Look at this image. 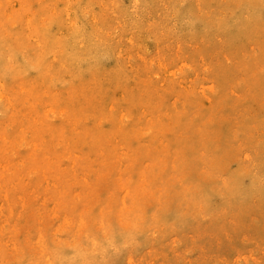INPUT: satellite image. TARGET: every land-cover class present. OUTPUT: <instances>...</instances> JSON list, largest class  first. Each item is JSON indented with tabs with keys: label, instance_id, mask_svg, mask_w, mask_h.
<instances>
[{
	"label": "rangeland",
	"instance_id": "1",
	"mask_svg": "<svg viewBox=\"0 0 264 264\" xmlns=\"http://www.w3.org/2000/svg\"><path fill=\"white\" fill-rule=\"evenodd\" d=\"M0 264H264V0H0Z\"/></svg>",
	"mask_w": 264,
	"mask_h": 264
}]
</instances>
